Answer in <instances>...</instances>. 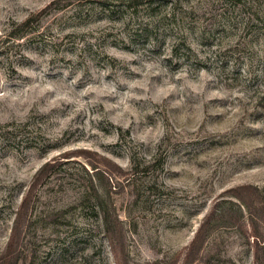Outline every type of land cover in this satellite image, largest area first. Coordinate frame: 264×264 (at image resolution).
<instances>
[{
	"label": "rangeland",
	"instance_id": "obj_1",
	"mask_svg": "<svg viewBox=\"0 0 264 264\" xmlns=\"http://www.w3.org/2000/svg\"><path fill=\"white\" fill-rule=\"evenodd\" d=\"M146 1L0 0V264H264V0Z\"/></svg>",
	"mask_w": 264,
	"mask_h": 264
},
{
	"label": "trees",
	"instance_id": "obj_2",
	"mask_svg": "<svg viewBox=\"0 0 264 264\" xmlns=\"http://www.w3.org/2000/svg\"><path fill=\"white\" fill-rule=\"evenodd\" d=\"M120 4H123L126 6V8L130 9L133 13L136 11V9L143 5L144 3H147L146 0H118ZM173 1V0H171ZM179 1V0H176ZM32 21V16H28L22 23L21 26H26ZM203 225H201L202 227Z\"/></svg>",
	"mask_w": 264,
	"mask_h": 264
}]
</instances>
